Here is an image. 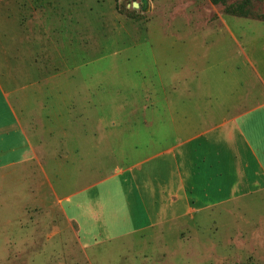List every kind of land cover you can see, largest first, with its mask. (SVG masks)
Instances as JSON below:
<instances>
[{
	"label": "rangeland",
	"instance_id": "374dc122",
	"mask_svg": "<svg viewBox=\"0 0 264 264\" xmlns=\"http://www.w3.org/2000/svg\"><path fill=\"white\" fill-rule=\"evenodd\" d=\"M242 4L245 16L226 10ZM0 43L11 93L39 87L37 100L26 99L33 123L23 127L33 146L44 144L39 158L55 193L45 205L39 188L36 203L21 205L22 185L21 204L0 199V213L15 209V216H0V264H216L217 252L207 251L213 238L222 245L238 229H264V198L261 205L256 197L167 224L166 237L155 242L112 238L83 251L77 224L56 200L63 182L78 181L90 165L80 158L99 161L94 176L104 179L115 165L144 161L194 127L201 131L208 92L222 94L230 115L264 100V0H0ZM257 91L259 98L246 97ZM37 175L18 178L33 185L45 179ZM238 240L220 255L245 257L249 246ZM257 249L264 259V246Z\"/></svg>",
	"mask_w": 264,
	"mask_h": 264
},
{
	"label": "crops",
	"instance_id": "0c3cea01",
	"mask_svg": "<svg viewBox=\"0 0 264 264\" xmlns=\"http://www.w3.org/2000/svg\"><path fill=\"white\" fill-rule=\"evenodd\" d=\"M2 62L6 63L3 59ZM1 67L7 68L0 63V70ZM254 72L259 78V73ZM7 76L13 77V73L0 72V199L8 195L13 203L18 202L14 206L21 204L19 188L25 185L33 191L28 193L22 188L26 196L21 205L32 200L36 203L39 188L46 196L44 204H53L55 193L39 158L44 144L33 146L23 127L33 123L35 114L26 99L37 100L34 94L39 87L29 84L25 89L12 90V93L17 92L13 96L5 83ZM261 86L264 88V82ZM20 93L26 95L21 98ZM261 94L262 91H257L246 97L255 99ZM12 96L17 99L11 100ZM221 96V93L208 92L200 110L206 113L205 117H200L202 130L197 131L194 127L190 137L167 151L141 162H131L128 166L115 165L104 179H95L96 164L99 163L95 158L78 160L83 167L90 164L87 165L89 168L83 170L78 181L68 185L63 182L56 200L62 216L77 224L76 236L83 251L101 247L112 238L115 242L127 238L125 242L130 246L134 245L135 239L142 244L155 242L166 237L167 228H171L167 224L181 221L186 216L213 212L218 206L243 203V199L257 197L259 204H263L264 100L249 106L244 104L242 112L230 115L228 104L220 103ZM194 108H197L196 103ZM98 139L102 138L94 135L92 140ZM165 154L172 159L171 164H166ZM24 172L34 173L36 177L42 173L45 179L40 183L36 180L32 185V182L29 184L18 178ZM9 188L13 191H3ZM1 210H6L5 204L0 206ZM24 210L25 206H22ZM0 216H15V209L7 215L0 213ZM232 236L237 239L234 241ZM229 238L222 245L214 238L211 240L212 247L209 245L207 251L217 252L213 257L216 264H261L262 251L258 252L257 248L264 246L263 228L238 229ZM237 240L242 248L245 245L250 248L245 257L220 255L221 250L225 251L227 245L229 249Z\"/></svg>",
	"mask_w": 264,
	"mask_h": 264
},
{
	"label": "trees",
	"instance_id": "16d2710c",
	"mask_svg": "<svg viewBox=\"0 0 264 264\" xmlns=\"http://www.w3.org/2000/svg\"><path fill=\"white\" fill-rule=\"evenodd\" d=\"M212 5H224L225 4V0H208ZM245 4L240 5L239 7H228L226 8L227 11H229L230 14H238L241 16H245L247 15V10L244 7ZM119 12L124 15L125 17L128 18H133L134 17V13L133 12H129L125 9H121L119 10Z\"/></svg>",
	"mask_w": 264,
	"mask_h": 264
}]
</instances>
